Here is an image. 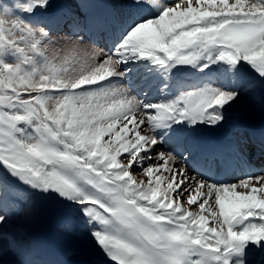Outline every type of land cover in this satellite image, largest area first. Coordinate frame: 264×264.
Wrapping results in <instances>:
<instances>
[{
	"label": "snow or ice",
	"instance_id": "obj_1",
	"mask_svg": "<svg viewBox=\"0 0 264 264\" xmlns=\"http://www.w3.org/2000/svg\"><path fill=\"white\" fill-rule=\"evenodd\" d=\"M244 99L264 113V0H0V256L39 202L110 264H264V174L220 178L264 123L187 146Z\"/></svg>",
	"mask_w": 264,
	"mask_h": 264
},
{
	"label": "bare ground",
	"instance_id": "obj_2",
	"mask_svg": "<svg viewBox=\"0 0 264 264\" xmlns=\"http://www.w3.org/2000/svg\"><path fill=\"white\" fill-rule=\"evenodd\" d=\"M99 11L102 12L103 9H100ZM118 23V21L113 22L114 29L118 27ZM134 79H136V77H134ZM193 79L195 78L193 77ZM243 101L246 102L247 99H244ZM244 105V108H236V110L230 112V123L224 128L218 130L204 129L200 133L194 134L193 139L187 145L190 151L199 157L206 150L215 148L209 142V137L214 131L225 130L227 143L229 137L234 134L235 126L238 124H245L259 128L261 124L264 123V113L260 111L258 104L253 105L250 102V105L247 103H244ZM263 160L264 158L256 155L252 157V165L257 162H262ZM224 173L225 171L221 172L220 178L224 177L225 180L234 182L236 179L241 178L237 175H225ZM51 226L50 223L46 222L43 223L41 227L39 226L40 230L37 229L39 232L42 231L43 233L47 229H50L53 234V241L51 243H47L42 239L43 234L39 235V237L37 235V237L35 236L36 238L33 241L32 247H28L24 252L25 256L17 255L15 252L6 249L4 254L0 256V264H107L104 260L92 257L90 254L85 253L84 250H79V247L77 246L76 249H73L71 247L64 246L65 242L61 245L58 233ZM46 255L49 262H40L41 258H44Z\"/></svg>",
	"mask_w": 264,
	"mask_h": 264
},
{
	"label": "rangeland",
	"instance_id": "obj_3",
	"mask_svg": "<svg viewBox=\"0 0 264 264\" xmlns=\"http://www.w3.org/2000/svg\"><path fill=\"white\" fill-rule=\"evenodd\" d=\"M244 103H247L248 105H250V102L248 101V99L246 102L242 100L236 108L237 109L244 108L245 107ZM236 108L231 110V112L236 110ZM138 171L139 170H137V172L134 173V175H137ZM46 222L50 223V226L53 225L51 227L54 228L56 232L58 233L61 245L65 242L64 246L66 247H71L73 249H76L77 247H79V250H84L85 253L90 254L92 257L104 260L107 264H110L107 257H105L104 254L100 251V249L95 245V242L91 239V237L87 235V229L84 228L82 224L77 223L73 233L71 234L65 233L61 228L62 221L59 218L54 217L50 213L48 205L45 203L38 202L36 204L34 215H31L30 217H27V218L17 217L14 220L13 225L11 226L10 230L26 229L27 235H28V241H29V248H31L34 237L43 233V232L39 233V230H40L41 225ZM23 256H25V254H23Z\"/></svg>",
	"mask_w": 264,
	"mask_h": 264
}]
</instances>
